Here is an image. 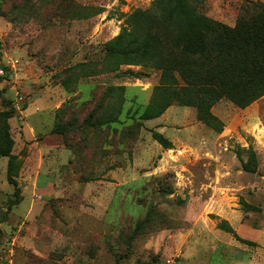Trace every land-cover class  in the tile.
Instances as JSON below:
<instances>
[{"label":"rangeland","instance_id":"374dc122","mask_svg":"<svg viewBox=\"0 0 264 264\" xmlns=\"http://www.w3.org/2000/svg\"><path fill=\"white\" fill-rule=\"evenodd\" d=\"M247 1L205 0L199 10L234 26ZM152 2L0 0V112L3 99L16 108L21 190L12 204L1 157L0 264H264V96L244 109L217 103L221 132L177 105L136 126L160 72L105 71V44ZM111 86H124L123 98ZM250 149L255 172L242 167Z\"/></svg>","mask_w":264,"mask_h":264},{"label":"trees","instance_id":"16d2710c","mask_svg":"<svg viewBox=\"0 0 264 264\" xmlns=\"http://www.w3.org/2000/svg\"><path fill=\"white\" fill-rule=\"evenodd\" d=\"M205 0H153L146 9H135L125 15L119 34L105 44L106 69L116 72L121 66L148 67L160 72L157 85L136 126L156 119L171 106L193 107L196 118L216 132L223 122L213 107L226 99L244 109L264 96V2L247 1L234 26L215 20L199 10ZM0 82L7 76L1 64ZM123 74L141 79L143 72L126 70ZM124 86H111L109 93L123 98ZM6 109L0 112V158L8 157L7 177L15 188L12 204L21 200L16 180L19 161L13 154L14 139L9 120L16 108L3 99ZM124 103V99H123ZM122 100L121 104L123 105ZM123 107V106H122ZM121 110V107L119 108ZM153 138L163 149L174 148L162 133ZM248 161H242L247 172H255L257 156L250 149ZM249 210L255 209L245 202ZM220 229L244 243L226 222Z\"/></svg>","mask_w":264,"mask_h":264}]
</instances>
